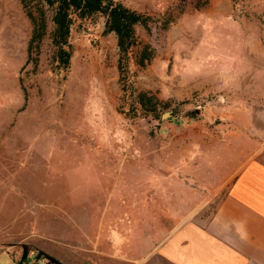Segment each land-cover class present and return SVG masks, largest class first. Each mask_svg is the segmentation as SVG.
Returning <instances> with one entry per match:
<instances>
[{
  "label": "rangeland",
  "instance_id": "1",
  "mask_svg": "<svg viewBox=\"0 0 264 264\" xmlns=\"http://www.w3.org/2000/svg\"><path fill=\"white\" fill-rule=\"evenodd\" d=\"M115 1L145 17L133 25L134 44L119 51L115 34L104 30L103 13L71 15L70 55L62 66L50 36L53 6L0 0V264H15L22 244L32 264H50L38 252L64 264H145L124 256V244L139 243L130 257L145 251L139 235L145 207H153L142 192L148 182L130 173L129 164L143 157L145 130L154 135L153 126L177 107L155 89L137 90L138 74L156 72L159 59L169 67L176 41L184 40L190 53L192 34L221 40L231 33L236 24L221 16L223 9L243 29L264 30V0ZM27 13L35 19V36ZM141 50L149 58L144 66L133 62ZM114 63L116 86L108 73ZM191 64L183 61L180 68ZM139 93L152 96L142 107ZM205 199L199 193L198 204Z\"/></svg>",
  "mask_w": 264,
  "mask_h": 264
},
{
  "label": "crops",
  "instance_id": "2",
  "mask_svg": "<svg viewBox=\"0 0 264 264\" xmlns=\"http://www.w3.org/2000/svg\"><path fill=\"white\" fill-rule=\"evenodd\" d=\"M220 13L236 24L231 33L222 32L221 40L192 34L190 53L184 40L176 41L169 67L159 59L156 72L141 70L137 76V90L155 89L159 99L177 108L153 126L154 135L145 130L143 157L129 164L130 173L148 182L142 192L153 207H145L139 235L145 251L133 258L129 254L139 243L124 244L128 260L264 264V65L258 62L264 60V30H245L231 10ZM183 61L192 68L181 70ZM108 73L116 86V63ZM195 107L197 118L185 122ZM199 193L205 194L202 204Z\"/></svg>",
  "mask_w": 264,
  "mask_h": 264
},
{
  "label": "trees",
  "instance_id": "3",
  "mask_svg": "<svg viewBox=\"0 0 264 264\" xmlns=\"http://www.w3.org/2000/svg\"><path fill=\"white\" fill-rule=\"evenodd\" d=\"M45 4L53 6L51 12V21L53 28L51 31V42L55 48V58L62 66H66L70 55V47L67 43V36L71 23V15L78 17H86L93 13L105 14L104 30L112 31L116 36V45L118 50L126 52V50L134 44L133 25L136 23H145V17L132 10L120 2L115 0H42ZM40 11V10H39ZM27 16L33 25L32 36L34 35L35 19L31 14ZM40 20L42 21V12H39ZM31 36V38H32ZM37 37H41L38 34ZM149 60L144 50L138 52L134 58V63L138 66H144ZM152 96H146L144 93H139L136 97L137 103L142 107L150 102ZM153 99V98H152ZM197 113L196 109L189 112V116H194ZM28 248L26 244L21 245V254L15 264H23L27 258ZM42 254L50 264H64L54 257ZM37 255V254H36Z\"/></svg>",
  "mask_w": 264,
  "mask_h": 264
},
{
  "label": "built area",
  "instance_id": "4",
  "mask_svg": "<svg viewBox=\"0 0 264 264\" xmlns=\"http://www.w3.org/2000/svg\"><path fill=\"white\" fill-rule=\"evenodd\" d=\"M194 109L198 110L197 107H195ZM195 118H197V113L194 114V117L187 116L186 118H184V121H185V122H189L190 120H194ZM174 121H175V122H179V121H181V118L174 117ZM32 257H33V256H32ZM27 258H28V260H25V262H24L23 264H32L31 261H30L31 258H29V256H27ZM35 258H36V257H35Z\"/></svg>",
  "mask_w": 264,
  "mask_h": 264
},
{
  "label": "water",
  "instance_id": "5",
  "mask_svg": "<svg viewBox=\"0 0 264 264\" xmlns=\"http://www.w3.org/2000/svg\"><path fill=\"white\" fill-rule=\"evenodd\" d=\"M164 115H166L167 117H169L170 116V113L169 112H165Z\"/></svg>",
  "mask_w": 264,
  "mask_h": 264
}]
</instances>
